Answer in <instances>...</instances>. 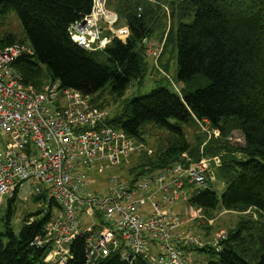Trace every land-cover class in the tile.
I'll return each mask as SVG.
<instances>
[{
	"label": "trees",
	"instance_id": "trees-1",
	"mask_svg": "<svg viewBox=\"0 0 264 264\" xmlns=\"http://www.w3.org/2000/svg\"><path fill=\"white\" fill-rule=\"evenodd\" d=\"M164 1L171 13L166 33L164 14L156 12L153 3L138 0L119 15V21L128 27L127 39L113 38L103 50L87 52L71 40L69 29L90 14L93 0H0V26L7 28L9 15H15L21 26V35L0 30V48L15 42L31 48V54L13 63L26 84L42 89L57 80L62 87L90 96L96 104L103 90L121 97L134 80L143 77L146 62L140 43L152 36L153 23L159 22L160 28L164 25L161 38L165 33V46L170 42L174 47L175 78L182 88L177 93L160 86L133 97L108 123L139 142L146 141L150 125L169 133L163 146L160 138L150 142L147 136L152 154L140 152L143 157L132 173L157 171L189 152L184 127L208 123L222 135L226 126L238 129L244 140L239 148L243 157L228 156L216 168L217 178L223 182L220 197L207 179L208 187L197 194L187 187L191 194L188 204L205 211L253 209L260 220L256 223L244 217L219 240V248L205 240L209 244L196 249L214 257L207 264H264V0ZM210 149L223 148L213 142ZM16 192L6 204L0 203V264H49L36 239L45 234L50 215L24 214L15 230ZM186 248L193 249L182 247ZM70 254L65 264H85L84 237L74 239ZM94 264L131 263L112 254ZM133 264L149 263L137 257Z\"/></svg>",
	"mask_w": 264,
	"mask_h": 264
},
{
	"label": "built area",
	"instance_id": "built-area-1",
	"mask_svg": "<svg viewBox=\"0 0 264 264\" xmlns=\"http://www.w3.org/2000/svg\"><path fill=\"white\" fill-rule=\"evenodd\" d=\"M106 9L105 0H93L90 14L69 29L71 40L87 52L110 43L98 24ZM138 11L139 16L140 7ZM31 53L21 42L0 48V134L7 140L0 138V203L25 183L39 182L34 190L46 200L50 215L45 234L36 239L46 251L44 262L65 264L74 239L84 237L85 264L112 254L131 264L137 257L149 264H191L182 247L209 242L190 230L181 231L188 217L162 209L157 196L170 205L181 195L188 202L187 187L192 186L194 194L207 188L213 168L222 163L219 156L194 161L182 153L157 171L114 174L107 191L90 190L94 181L89 172L95 163L125 164L133 153L152 151L110 125L107 111L91 103L90 96L62 87L57 80L42 89L26 84L13 63ZM146 204L150 211L141 210ZM221 239L211 245L219 248ZM151 242L159 243L157 253Z\"/></svg>",
	"mask_w": 264,
	"mask_h": 264
},
{
	"label": "rangeland",
	"instance_id": "rangeland-1",
	"mask_svg": "<svg viewBox=\"0 0 264 264\" xmlns=\"http://www.w3.org/2000/svg\"><path fill=\"white\" fill-rule=\"evenodd\" d=\"M141 1H148L149 3H153L154 6L157 7L156 12H162V14H164V17L167 18L168 21L166 24V33L171 22V13L168 3L164 0V2H161L162 0ZM137 2L138 0H105L107 14L106 16L99 18L98 24L101 25V28L103 27L102 35L108 37L110 39V42L113 38H120L125 41L130 35L128 27L125 25V23L119 21V15L120 12L125 13L126 11H128V9L131 6L136 5ZM152 8L154 9V7ZM6 21L7 28L0 26L1 31H11L18 35H21V26L15 15H9ZM178 21L179 18H176V22ZM157 24L160 23L155 22L152 24V36L144 40L143 48L142 43H140V47L141 49H143L142 55L146 62V70L143 77L139 81L134 80L126 90L124 95H122L121 97H117L114 94H111L107 89H105L96 99L97 103H93L100 109L107 111V115L105 116L106 120L113 118V116L119 113L123 104L133 97L147 95L153 89L160 86H169L171 90L177 93L182 88V84L175 78L176 71L174 47L170 42L168 46H165L166 36L164 33L163 37L161 38L160 30L161 28L165 29V26L163 25L160 28V26ZM184 134L191 145V150L189 152H186V154L192 160L198 159L201 156H206V153L208 152L209 155L207 156L211 157L213 155H218L221 161L227 159L228 156L238 159H242L243 157L242 153L239 151V148L242 144H244V140L242 138L241 132L233 126H231L230 128H227L226 126L225 134L222 135V132L212 129V127L208 123H202L200 126L196 124L194 125V127H184ZM146 135L150 137V142L153 138H160V141H163L162 146L165 145L169 140V133H166L162 130L159 131L156 127L151 125L147 126ZM147 136H145L146 141H144V145L150 148L147 143ZM0 138H5V141H7L4 134H0ZM213 142L223 149L216 150V152L210 151V144H212ZM218 142L220 144H218ZM221 142H225L226 144L228 143L227 145H229L228 147L230 149H224L227 145H225L224 143L221 144ZM152 150L153 149H151V151ZM140 152L145 153L144 155L147 156L152 154V152L148 153L144 151L133 153L125 164L120 165H112L109 161L106 160L95 163L92 166L91 171L89 172V179L95 181V183L89 185L90 190L100 192L107 191V189L111 186V183L109 182L110 176L114 174L125 175L137 170V168H134L137 165L135 163L138 162V159L140 157H143V154L140 155ZM156 161L159 162V159L156 158ZM217 169L213 168V175L208 177V181H210L212 186L215 187V189L217 190V196L220 197L222 192L221 189L223 188V182L221 181L222 179L220 180L217 178ZM38 184V181L33 180L25 183L18 189V192L16 194L15 214L12 219V226L15 230H18V227L21 225L22 216L24 214L32 212L34 213L37 211L43 212L45 214L48 213L46 200L39 197V195L36 194V191L34 190V188ZM189 189L190 191H192V186H190ZM187 194L190 198V193L187 192ZM9 198H4L5 204L7 203ZM157 199L159 200L160 207L162 209H169L171 213L179 214L183 219L188 217L189 220L186 222V224L188 223V226L185 229L186 234H188L190 230L195 236L203 240L216 241L223 237H227L228 232L235 229V227L241 222L244 217L251 218L256 223H258V221L260 220L259 215L253 209H249L243 212L227 211L222 208H219V210L216 211H205L196 208L195 206H193V208L189 207L188 202L184 200L183 195H181V197L172 205L161 199L160 194L157 196ZM1 208L2 206L0 205V210ZM141 210H144L146 212L150 211V205L146 204L142 207ZM191 214H194L195 216L191 217ZM196 227H198V229H205L209 231L212 230L213 232L209 237H206V239L204 237L205 233H199L200 231H198ZM151 244L154 249H159V243L155 242L153 244L151 242ZM191 253H193V255L195 256H198L195 261L191 262V260L189 259L191 264H207L208 262L214 260V257H212L209 252H202L197 250L196 248H193L191 250Z\"/></svg>",
	"mask_w": 264,
	"mask_h": 264
},
{
	"label": "crops",
	"instance_id": "crops-1",
	"mask_svg": "<svg viewBox=\"0 0 264 264\" xmlns=\"http://www.w3.org/2000/svg\"><path fill=\"white\" fill-rule=\"evenodd\" d=\"M94 181V180H93ZM94 183H95V181H94ZM188 190V189H187ZM191 195V194H190ZM187 196H188V194H187ZM186 202H187V200H185ZM185 213H186V211H185ZM190 223V222H189ZM188 226V223L186 224H183L181 227H180V230L182 231V230H185L186 229V227ZM197 228V230L198 231H200L199 233H201V232H204L203 234H204V237L206 238V237H209L211 234H212V230H205V229H198V227H196ZM202 234V235H203ZM207 239V238H206ZM152 250L155 252V253H157L158 252V250L159 249H154V247H152ZM184 251H186L187 252V255H188V257L190 258V260H191V262L192 261H195L197 258H198V256H195V255H193V253H191V250L190 249H188V248H186ZM191 253V254H190ZM190 255V256H189Z\"/></svg>",
	"mask_w": 264,
	"mask_h": 264
}]
</instances>
